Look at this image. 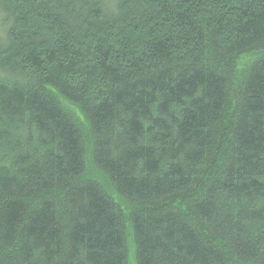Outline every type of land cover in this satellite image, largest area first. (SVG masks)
Listing matches in <instances>:
<instances>
[{"label": "trees", "instance_id": "trees-1", "mask_svg": "<svg viewBox=\"0 0 264 264\" xmlns=\"http://www.w3.org/2000/svg\"><path fill=\"white\" fill-rule=\"evenodd\" d=\"M0 15V264H264V0Z\"/></svg>", "mask_w": 264, "mask_h": 264}, {"label": "rangeland", "instance_id": "rangeland-1", "mask_svg": "<svg viewBox=\"0 0 264 264\" xmlns=\"http://www.w3.org/2000/svg\"><path fill=\"white\" fill-rule=\"evenodd\" d=\"M3 17L0 15V35H3Z\"/></svg>", "mask_w": 264, "mask_h": 264}]
</instances>
